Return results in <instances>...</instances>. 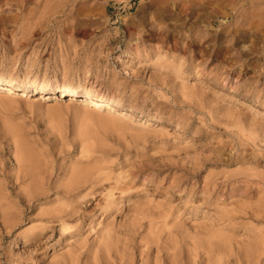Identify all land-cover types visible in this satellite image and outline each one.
<instances>
[{
    "label": "rangeland",
    "instance_id": "obj_1",
    "mask_svg": "<svg viewBox=\"0 0 264 264\" xmlns=\"http://www.w3.org/2000/svg\"><path fill=\"white\" fill-rule=\"evenodd\" d=\"M3 81L78 93L0 90V264H247L264 242V0H0Z\"/></svg>",
    "mask_w": 264,
    "mask_h": 264
},
{
    "label": "bare ground",
    "instance_id": "obj_2",
    "mask_svg": "<svg viewBox=\"0 0 264 264\" xmlns=\"http://www.w3.org/2000/svg\"><path fill=\"white\" fill-rule=\"evenodd\" d=\"M63 6H65V4H62ZM56 7V6H55ZM195 17V16H194ZM167 27V26H166ZM210 27V26H209ZM223 31V30H222ZM221 34V33H220ZM201 35V34H200ZM219 36V35H218ZM221 36V35H220ZM198 38V37H197ZM201 39V38H200ZM199 40V39H198ZM196 38H193V39H191V41H189L190 42V44L189 45H194V44H196V43H199V41H198ZM188 42V43H189ZM204 44V43H203ZM202 45V44H201ZM199 46V45H198ZM186 47H187V45H186ZM187 49V48H186ZM189 49V48H188ZM184 52V51H183ZM191 64L192 65H194V62H191ZM195 68H197V66H195ZM198 70H196V72H197ZM197 75H198V73H197ZM201 75V74H200ZM69 85V84H68ZM32 89V92H44V91H48V90H60L61 92H64V94L66 95V94H75V93H78V89L76 88V87H74V86H65V87H61V85L60 84H58V83H51V82H44V83H39V84H34V85H32V84H30V83H28V82H22V83H19V84H16L14 81H6V82H0V90L2 91V90H4V91H7V92H5V93H8V94H10V93H15L16 91H19V92H22L24 89ZM81 91V90H80ZM81 101H83L84 103H86V104H94V105H97L98 107H103V106H107V110L108 111H111L114 107H115V105L112 103V101H111V98H109V97H100V96H97V95H94L93 93H85V94H82L81 95ZM116 108V107H115ZM121 109V108H120ZM115 111V110H114ZM117 112H119V115H121V117L123 116V115H128V116H130V119L131 118H134V115H133V113H130V112H127V111H125V110H119L118 109V111ZM125 116V117H126ZM120 117V118H121ZM123 118V117H122ZM129 118V117H128ZM136 119V118H135ZM132 120V119H131ZM150 121V120H149ZM146 122V121H145ZM147 124V123H146ZM21 137H22V135H20ZM19 137V136H18ZM20 140H22L21 138H20ZM20 144H23L22 143V141L20 142ZM24 144H25V141H24ZM26 145V144H25ZM25 145H23V147H22V145H20V147L19 148H21V157L24 159V160H27V159H29L30 160V158H33V159H35L36 157H35V155H37L35 152H33L34 150L32 149V151H31V148H30V150L28 149L29 147H25ZM28 145V144H27ZM86 168V167H85ZM85 168H83L82 166H77V168H76V171H74V178H72V184H74V183H77V182H81L82 181V179L83 180H85V181H89L87 178H89L90 179V171H88V170H86ZM89 168V167H88ZM87 168V169H88ZM90 169H91V167H90ZM93 169V168H92ZM92 172V171H91ZM94 172V171H93ZM92 172V173H93ZM95 174V173H94ZM93 174V175H94ZM34 175H36V174H34ZM34 175H32L33 177H34ZM33 177H31L32 179H37V175L33 178ZM91 177H93V176H91ZM21 177H19L18 176V178H17V182H18V180L20 179ZM1 179V178H0ZM87 179V180H86ZM5 181V180H4ZM3 181V182H4ZM17 182H13L12 184H13V186H17V185H19ZM1 184H2V181L0 182ZM5 184H6V186H8V184H9V182L8 181H5L4 182ZM19 183H22V181L21 182H19ZM21 185V184H20ZM19 185V186H20ZM10 186V185H9ZM8 186V187H9ZM0 187H1V185H0ZM18 187V186H17ZM10 188V187H9ZM1 189V188H0ZM5 189V188H4ZM15 188L13 187V190H14ZM6 190L7 189H5V190H0V192H1V194H3V192L5 191L6 192ZM27 189L25 188V189H23L22 191L24 192V191H26ZM21 191V192H22ZM28 191V190H27ZM25 192L23 195H25V198H22V200H24V201H28V202H30V197H29V191L28 192ZM5 192H4V194H5ZM8 192V191H7ZM9 193V192H8ZM30 193H31V191H30ZM1 194H0V196H1ZM4 194H3V196H4ZM21 194V193H20ZM8 195V194H7ZM13 195V194H12ZM3 196H2V198L0 197V201H3V199H5L6 198V202H7V197L5 196V198H3ZM21 196V195H20ZM30 196H31V194H30ZM109 196V195H108ZM10 197V196H9ZM19 197V196H18ZM23 197V196H22ZM2 199V200H1ZM12 200V199H11ZM5 201V200H4ZM111 201H113V200H111ZM5 202V203H6ZM9 202V201H8ZM8 202L6 203L7 205H8ZM111 203V202H110ZM0 204H2V203H0ZM6 204H3L4 206H7ZM1 207V209H3L2 208V206H0ZM109 211V210H108ZM67 212V211H66ZM6 213V211H3V216H4V214ZM73 212L72 211H69L68 212V214H72ZM247 247V246H246ZM245 249V248H244ZM245 254L246 255H244V256H246V258H247V264H257L259 261H261V258H262V256L264 255V242L263 241H261V240H258V241H256L255 243H252V244H250L246 249H245Z\"/></svg>",
    "mask_w": 264,
    "mask_h": 264
}]
</instances>
